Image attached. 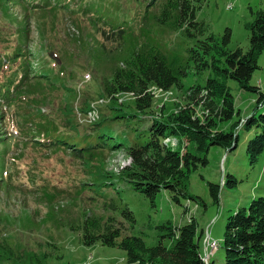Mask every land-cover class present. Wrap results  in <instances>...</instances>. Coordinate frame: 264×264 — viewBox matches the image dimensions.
<instances>
[{
  "label": "rangeland",
  "instance_id": "obj_1",
  "mask_svg": "<svg viewBox=\"0 0 264 264\" xmlns=\"http://www.w3.org/2000/svg\"><path fill=\"white\" fill-rule=\"evenodd\" d=\"M147 4V0H0V20L14 22L10 24L13 31H9L13 35L0 37V50L16 46V27L28 23L29 38L26 42L32 53L31 68L45 73L59 85V88L49 91L51 103L41 107V111L55 117L60 129L72 128L65 133L76 139L89 133L94 137L103 134L109 144H119V149L116 148L99 163V169L112 174L130 161L124 147L147 142L148 114L151 112L137 110L134 99L129 95L119 96L117 102L101 103L102 81L110 79L114 65L128 60L137 46L186 55L194 40L160 23L155 15V6ZM196 4H199L198 1ZM250 8L264 10V0H201L196 19L207 25L205 35L212 33L219 41L229 28L230 40L226 47L231 50L240 47L246 51L249 48L247 24L253 19ZM120 30L122 39L117 36L109 38L108 32ZM105 33H108V37ZM257 64L249 85L262 90L264 50L258 56ZM194 73L195 69L191 66L181 79L182 89L171 87L163 91L153 87L151 109L169 114L178 111L181 104L182 107L186 106V89L194 84H204L207 76V72L202 75ZM84 77H89L88 81ZM226 86L234 98L235 114L231 119L219 123V128L223 130L229 129L230 124L240 119L243 123L244 118L261 109V105L256 107V92L242 89L233 79H227ZM97 99L101 103L98 114H89L87 109L95 107L92 103ZM122 100V104H119ZM84 106L86 115L82 118L91 120L93 124L77 121L76 113ZM8 107H1L6 109V116ZM206 111L203 105L196 107L199 115ZM65 112L72 116L76 114L77 124L71 127L65 123ZM94 122H100L95 133L92 130ZM14 125L15 121L11 120L9 131L12 133L16 130ZM254 131H247L239 125L234 149L227 150L215 145L209 148L207 163L198 164L189 173L187 191L194 196L192 199L181 198L177 203L170 198L168 191L162 189L152 205L144 194L134 190L131 184L117 175L111 177L110 189H104V192L121 206L126 204L133 212L135 222L131 233L140 235L148 245L157 243V225L160 221L168 219L173 226H177L185 223L188 216H193L198 229L203 230L200 243L207 246H204V252L205 249L206 254L212 250L210 256L222 264L221 241L227 215L238 207L247 206L252 198L264 196V148L253 165L248 163L245 153L246 141ZM165 144L171 149L182 150L188 142L186 138L171 136ZM10 146L7 160L12 155L18 160L11 167L8 165L9 170H14L8 191L0 190L2 235L17 242L18 249L24 248L23 245L37 253H48L49 248L52 249L54 255L62 257L58 264H127L124 250L100 243L83 245L79 241V231L70 230L71 221L82 220L83 207L91 208L95 214H103L104 210L100 200L96 205L90 200L82 201V196L86 198L90 192L79 193L75 185L86 178V171L82 172L81 166L73 164L66 157L68 151L55 149L54 146L50 150L38 149L31 143L22 150L14 147V144ZM228 174L237 179L232 187L223 185ZM208 182L220 185L218 202L213 201ZM57 188L60 192H56ZM48 195H54L51 202L54 209L50 216L46 210ZM110 211L121 216V208ZM208 240L217 244V248L213 250V243ZM165 242L168 243V240Z\"/></svg>",
  "mask_w": 264,
  "mask_h": 264
},
{
  "label": "trees",
  "instance_id": "obj_2",
  "mask_svg": "<svg viewBox=\"0 0 264 264\" xmlns=\"http://www.w3.org/2000/svg\"><path fill=\"white\" fill-rule=\"evenodd\" d=\"M147 1L148 6H155V15L160 23L194 40L186 55L137 46L128 60L114 65L110 79L102 81L101 103L117 102L119 96L129 95L134 99L137 110L151 112L148 114L147 142L124 147L130 161L115 174L99 169V163L115 152L119 144H109L103 134L94 137L89 133L76 139L65 133L72 128L60 129L55 117L41 111V107L51 103L49 91L59 88V85L45 73L31 68L32 53L26 42L29 38L28 23L25 26L18 24L14 31L17 35L16 46L0 50V190L8 191L14 175V170H9L8 165L11 167L18 160L13 155L10 161L7 160L11 144L21 150L29 143L43 150H50L53 146L55 149H65L68 151L66 157L73 164L81 166L82 172L86 171V178L75 185L79 193L90 192L86 198L82 196V201L90 200L96 205L100 200L104 210L103 214H95L91 208L83 207L82 220L71 221L69 228L79 231L81 244L89 246L100 243L118 247L125 251L127 264H218L210 256L212 250L208 255L206 249L204 252L203 248L207 246L200 243L203 230L198 229L193 216H188L185 223L177 226H173L168 219L160 221L157 225V243L148 245L140 235L131 233L135 222L133 212L126 204L121 206L115 198L108 197L104 189H110L111 177L117 175L131 184L134 190L144 194L152 205L162 189L168 191L174 202L180 203L181 198L192 199L194 196L187 191L189 173L198 164L207 163V151L211 146L234 149L239 125L247 131L255 130L246 141L245 153L250 165L257 161L264 148V88L261 90L249 85V80L258 68L257 58L264 50V10L250 8L253 19L247 24L249 48L243 51L240 47L233 50L226 47L230 40L229 28H226L220 41L212 33L205 35L207 25L196 19L201 0ZM197 1L199 4H196ZM9 21L0 20V37L13 35L9 31H13L10 24L14 22ZM121 32H108L109 38L117 36L122 39ZM108 33H105L106 37ZM191 66L195 69L194 74L207 72V76L204 84H194L186 89V106L182 107L181 104L178 111L169 114L161 110L153 111L152 88L163 91L171 87L182 89L181 79ZM227 79L235 80L242 89L256 92V107L261 105V109L244 118L243 123L240 119L230 124L229 129L223 130L219 128V123L231 119L235 114L234 98L226 86ZM101 103L99 99L92 103L96 105V111ZM199 105L207 110L201 115L196 113ZM2 106H11L6 111L7 116ZM84 108L76 114L84 115ZM69 114L65 112L63 120L72 127L77 124V118L76 114H70L72 117ZM11 120L15 121L14 133L9 131ZM58 121L61 122V119ZM93 126L95 133L100 122H94ZM171 136L186 138L188 145L183 151L171 149L163 143L165 138ZM226 177L223 185L232 187L237 183L234 175L228 174ZM208 185L213 201L218 202L220 185L212 182H208ZM56 192H60L59 188ZM53 196H46L49 216L54 209L51 205ZM119 208L120 217L110 211ZM186 211L187 208L184 209ZM221 242L222 264H264V196L252 198L247 206L238 207L227 215ZM210 243H213V246L209 244L213 250L217 248V244ZM48 245L52 246L50 243ZM23 247L18 249L17 242L3 236L0 229V264H58L62 258L54 255L50 248L48 253H37L26 248V245Z\"/></svg>",
  "mask_w": 264,
  "mask_h": 264
},
{
  "label": "built area",
  "instance_id": "obj_3",
  "mask_svg": "<svg viewBox=\"0 0 264 264\" xmlns=\"http://www.w3.org/2000/svg\"><path fill=\"white\" fill-rule=\"evenodd\" d=\"M89 114H97L96 109L93 107L92 110L89 111ZM86 120H89V119H86ZM167 141H168V137L164 139V143H166Z\"/></svg>",
  "mask_w": 264,
  "mask_h": 264
}]
</instances>
